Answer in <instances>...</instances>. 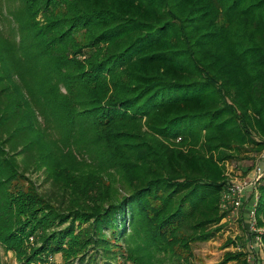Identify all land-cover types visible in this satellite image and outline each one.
<instances>
[{"label":"trees","instance_id":"16d2710c","mask_svg":"<svg viewBox=\"0 0 264 264\" xmlns=\"http://www.w3.org/2000/svg\"><path fill=\"white\" fill-rule=\"evenodd\" d=\"M263 152L264 0H0V264H189Z\"/></svg>","mask_w":264,"mask_h":264},{"label":"rangeland","instance_id":"374dc122","mask_svg":"<svg viewBox=\"0 0 264 264\" xmlns=\"http://www.w3.org/2000/svg\"><path fill=\"white\" fill-rule=\"evenodd\" d=\"M5 31L7 30L5 29ZM179 142H181L179 139L175 141L176 144ZM256 163L258 164L256 165ZM222 165L226 184H228L230 180L250 178L253 175V171L256 172V169L260 172L264 170V152L255 160H242L234 164L223 162ZM31 180L35 183L40 192H44L48 189V183L44 182L40 174L31 176ZM251 192L252 190H247L245 192L242 207L233 213L230 205L225 204V207L222 208V212H224V218L222 220L225 219V221H220V229L208 242L197 243L191 246L189 264H223L225 254H237L238 252L246 254L247 264H264V247L260 239V234L264 233V228H258L255 225L254 231L249 229L248 212L254 209L253 200L250 199L252 196ZM33 243V238L29 237L27 244L33 245ZM1 257L3 262L15 264L12 253L3 254ZM50 259L55 264L61 262L59 254ZM74 264L78 263L75 262ZM124 264L131 263L127 262ZM165 264L177 263L166 262ZM226 264L235 263L234 261H230Z\"/></svg>","mask_w":264,"mask_h":264},{"label":"built area","instance_id":"2783aa9c","mask_svg":"<svg viewBox=\"0 0 264 264\" xmlns=\"http://www.w3.org/2000/svg\"><path fill=\"white\" fill-rule=\"evenodd\" d=\"M258 163H256L257 165ZM264 174V170L262 172L256 169V172L253 171V175L250 178L242 179V180H230L222 193L221 196V208L225 207V204H229L232 208V213L237 211L242 207L244 194L247 190H252L255 195V189L258 181ZM249 217V229L254 231V227L256 225L254 211L250 210L248 212Z\"/></svg>","mask_w":264,"mask_h":264},{"label":"crops","instance_id":"0c3cea01","mask_svg":"<svg viewBox=\"0 0 264 264\" xmlns=\"http://www.w3.org/2000/svg\"><path fill=\"white\" fill-rule=\"evenodd\" d=\"M222 221H225V219H224V220H222Z\"/></svg>","mask_w":264,"mask_h":264}]
</instances>
